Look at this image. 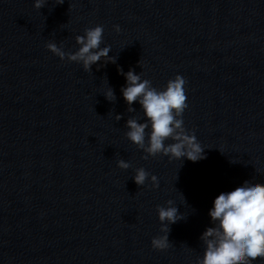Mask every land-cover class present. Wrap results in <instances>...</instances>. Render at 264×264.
<instances>
[{"label": "water", "instance_id": "obj_1", "mask_svg": "<svg viewBox=\"0 0 264 264\" xmlns=\"http://www.w3.org/2000/svg\"><path fill=\"white\" fill-rule=\"evenodd\" d=\"M34 3L0 0V264H196L215 197L264 183V0ZM97 25L115 63L85 71L47 48L75 52ZM118 68L157 89L183 76L184 126L205 159H145L125 135L130 117H144L138 103L128 112ZM140 167L143 186L132 178ZM168 201L185 218L154 249Z\"/></svg>", "mask_w": 264, "mask_h": 264}, {"label": "clouds", "instance_id": "obj_2", "mask_svg": "<svg viewBox=\"0 0 264 264\" xmlns=\"http://www.w3.org/2000/svg\"><path fill=\"white\" fill-rule=\"evenodd\" d=\"M46 3L47 0H35L34 7L40 9ZM56 3L63 4L64 0H56ZM114 27L120 31L119 25ZM103 34L102 25L86 29L83 35L75 37L79 47L72 53H66L54 42L48 43L47 48L61 60L80 63L85 71H91L98 62H116L115 57L109 56L111 47H101ZM118 72L125 77L126 83L120 91L129 106L128 112H136L132 107L134 103H138L143 112V122L135 116L126 121L125 135L147 154L145 159L163 155L179 161L186 158L195 163L206 158V147L184 126L182 117L188 104L183 76L178 74L162 89H157L133 69L125 73L123 68H118ZM104 95L109 101L116 100L115 92L109 86ZM115 119L119 121L122 116L116 115ZM117 166L124 170L131 167L124 159H120ZM132 178L138 186H143L149 173L140 167ZM150 179L153 187L158 188V178L151 175ZM157 213L161 232L165 235L154 237L151 243L154 249L164 250L169 246L170 225L185 217L178 214L172 201L166 206H158ZM208 215L212 226L200 237L204 251L197 257L196 264H253L257 258H264V183L248 180L231 191L221 192L213 200Z\"/></svg>", "mask_w": 264, "mask_h": 264}]
</instances>
